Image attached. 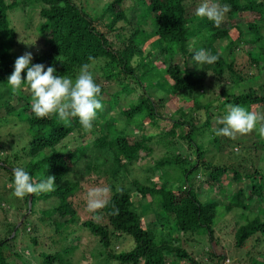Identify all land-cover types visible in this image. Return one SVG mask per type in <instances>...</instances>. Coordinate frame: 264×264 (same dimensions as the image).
Segmentation results:
<instances>
[{
	"label": "trees",
	"instance_id": "trees-1",
	"mask_svg": "<svg viewBox=\"0 0 264 264\" xmlns=\"http://www.w3.org/2000/svg\"><path fill=\"white\" fill-rule=\"evenodd\" d=\"M188 1L133 0V6L126 10L122 8L124 0H111L102 9L105 21L107 18L108 21L99 25L74 0H10L9 3L0 0V122L18 130V148L14 153L3 155L0 147V264H71L69 257L80 239L74 235L72 226L86 230L93 237L99 247L96 253L99 258L103 253L102 260L115 261L117 264H222L223 254L215 253L210 238L216 217L233 210L255 213L252 220L234 230L233 247L241 250L248 241L252 242L253 246L248 251L255 257L248 252H245L244 257L249 264H264V255L256 251V246L262 242L260 238H264V175L255 169L248 173L247 167L240 163H236V169L226 163L210 164L204 158L206 150L196 143L197 131L200 129L213 135L210 131L212 118L224 117L229 104L264 113V82L258 84L256 89L251 86L245 92L243 89L246 82L254 84L255 77L261 75L264 79V37L256 27L257 22L264 21V3L260 0H215L221 5L231 6L225 15L228 27L221 28L207 18L191 14ZM14 9L21 12L37 10L35 31L40 37V44L39 49L31 53L33 59L30 66L43 64L45 70L51 66L56 70L55 75L74 79V74L83 64L95 65L102 61L99 71L103 79L116 86L106 101V106L112 111L119 100L138 94L134 99H128L126 109L119 113L126 124H131L133 120V126L140 132L139 136L132 137L125 129L112 130L114 127L110 128L108 123L99 126L96 118L92 128L86 131L78 118L62 121L57 114L44 119L35 117L27 87L22 84L20 90L13 92L7 84L8 77L14 71L15 60L20 57L13 53L15 32L8 25L7 15ZM127 12H131V15H127ZM132 15L140 23L136 20L131 22ZM243 15L246 20L243 19V26H239L236 20ZM147 21L151 28L149 31L144 30ZM195 21L196 24L189 27ZM119 22L128 34L120 40L115 37L110 39V34L115 32ZM239 46L247 47V62L242 68L234 69L233 52ZM200 49L207 50L219 59L212 65H198L193 56ZM89 57L93 58L92 61H89ZM133 57H138V60L134 62ZM253 68L257 74L247 76L245 69ZM22 78L26 79V71L22 73ZM207 78L223 83L224 88L219 96L207 98L203 92H199L204 88ZM155 84L167 90V97L161 93H157L156 99L151 97L148 89ZM100 87L101 100L105 87ZM23 89L28 91L27 95ZM200 94L203 104L196 99ZM168 98L176 103L181 100L182 105L175 106L167 118L170 125L163 130L164 127L159 125L163 118L158 108H163ZM199 111L204 112L205 118L201 126L197 127L193 115ZM98 112L100 115L101 110ZM141 123L158 130L157 136L148 134L140 127ZM214 127L218 129L223 125L216 123ZM74 132L78 134L80 145L73 150L65 149L63 141ZM256 133H250L249 138L255 137ZM154 137L156 143L166 150L175 141L186 143L192 149L194 159L190 160L178 151L165 154L142 169L141 178H133L131 174L141 159L140 153L149 151L147 144ZM224 140L229 148L226 153L230 154L231 149L237 146L235 140L229 137ZM215 141L211 143L213 146ZM237 147L239 152L240 147ZM249 147L254 149L255 143H250L243 151ZM259 149L264 151V145ZM90 151L94 160L85 166L86 172L95 175L103 173L108 182H116L119 175L129 178L126 184L118 186L108 183L110 195L105 200V206L98 209L101 213L99 221L78 220L73 203L75 194L81 188L70 176L79 158L87 156ZM100 155L108 156V165L99 160ZM243 156L241 162L249 161ZM233 157L238 158L236 154ZM6 159H9L8 163ZM17 167L24 168L34 182L48 176L56 178L54 191L31 194L29 209V214H32L37 201L54 200L55 204L48 211H43L38 221L40 224L48 223L53 233L50 237L63 242L64 246L55 253H42L38 258L28 254V259L23 255L25 248L19 253L11 249L20 227H24V232L29 227L31 233L25 232L30 235L28 241L31 245L37 243L36 237L32 236L37 231L36 225L32 224L33 228H30L31 222L27 218L18 225L28 210L27 195L21 205H15L18 199L12 196L13 189L6 188L13 182L12 169ZM200 168L204 170L202 183L196 181V172ZM168 171L175 174V188L168 184L171 181ZM156 173H159L157 177ZM154 176L156 179L152 178ZM145 178L151 181H145ZM225 179L226 183L222 185ZM244 181L246 187L243 186ZM230 185H235V191L223 202L209 198L207 193L201 195L202 186L208 192L214 191L220 196L224 193L222 187ZM4 205L6 209L2 207ZM259 207H262L261 217L257 215ZM114 209H119L118 215L112 214ZM8 211L16 216L11 222H8ZM51 214L54 218L49 221ZM145 214L151 215L147 222L142 221ZM68 233L71 238L66 242ZM173 235L183 239L204 237L210 242L205 253L207 260L198 262L191 258L183 248L176 246ZM123 236L127 239L123 238L121 242L129 241V247L125 252H115L111 241Z\"/></svg>",
	"mask_w": 264,
	"mask_h": 264
},
{
	"label": "rangeland",
	"instance_id": "rangeland-1",
	"mask_svg": "<svg viewBox=\"0 0 264 264\" xmlns=\"http://www.w3.org/2000/svg\"><path fill=\"white\" fill-rule=\"evenodd\" d=\"M6 3H9L10 0H4ZM77 4V6L80 7V9L89 17L91 20L97 21L99 25L107 23L108 18L105 21V17L103 16L102 9L105 7L107 2H110L111 0H74ZM263 1L264 0H260ZM204 0H190L188 1V6L190 9L191 14H195L196 8L203 3ZM133 6V0H124L122 4L123 9H129ZM33 10V11H31ZM28 10L27 12H21L19 9H14L13 11H10L8 13V25L10 28H12L15 32V48L13 49V53L21 56L26 52L35 53L36 50L39 49L40 44V37L37 35L35 31V26L37 24V14L35 9ZM26 12V13H25ZM136 14V13H135ZM127 15H131V12H127ZM133 21L140 23L134 15ZM129 19V17H128ZM243 19L246 20L244 15L242 17H238L236 20L237 25L243 26ZM228 21L226 19L223 20V22L220 24L219 27L226 28L228 27ZM196 24V21L189 24V27H193ZM135 26V25H134ZM256 27L258 28L259 33L262 37H264V21L263 22H257ZM101 29V26L98 27ZM151 28L149 26L148 21L146 22V27L144 30L149 31ZM126 34H128L127 29L123 26L121 22L116 24V29L114 33L110 34V39L113 37L118 38L119 40L123 37H126ZM223 44V43H222ZM221 45V44H220ZM41 48V47H40ZM247 50V47H241L235 48L233 55L235 60L234 69L242 68L246 62L247 58L245 56V52ZM102 61L96 63L95 65H92L90 68V71H92L93 77L95 82L99 86L105 87L104 95L101 97V100L103 101V110H101V114L99 115V112L97 113L96 120L99 126L103 125L104 123H108L110 128L114 129H125V131L130 134L132 137L139 136L140 132L138 129H136L135 126H133V120L128 124L125 123V119L123 116L120 115L119 111L126 109V101L129 99H134L136 95L138 94H131L124 100H119V104L113 108V111L111 109H108L106 106V101H108L109 95H111L115 90L116 86H113L111 82L107 83L103 77L102 73L99 71V69L102 66ZM79 71H77L74 74V79L76 78ZM245 74L247 76L256 75L257 71L253 69H245ZM262 82H264L263 77L260 75L259 77H255L254 84L251 85V83H244L243 89L244 92L248 88V86H251L253 89H256L258 84L260 85ZM225 83V81H224ZM156 86L151 85V88H149V93H151V97L157 98L159 94L166 96L167 90L161 86L160 84H155ZM204 88L200 90L199 92H203V94L206 95L207 98H213L219 96L221 90L224 88L223 83L215 82L213 79L207 78L205 83L203 84ZM229 86V85H228ZM23 92L27 95V90L23 89ZM202 94L196 97L197 101L199 103L203 104L204 101L200 97ZM167 97V96H166ZM185 99L187 97H184ZM189 98V96H188ZM187 98V100H188ZM181 99V98H180ZM0 103H2V98L0 97ZM1 105V104H0ZM14 105V102H13ZM181 107V100L179 102H175V100L169 98L166 100V103L164 104L163 108H158L160 116L163 118V120L160 121V127H164L163 130L167 129L170 125V122L167 120V118L171 115L173 109L175 106ZM184 107V106H183ZM189 107V106H188ZM193 116H195V124H198L197 127L201 126V123H203V120L205 118L204 112L199 111L195 113ZM218 119H223V117H216L214 116L210 122V128L211 133L213 135H209L208 132L204 129H200L197 131L198 136L196 139V143L200 144L202 146L203 150H206L205 159L210 164H231L234 166V169H236V163H240L241 165H245L247 167L248 173L253 172V170H257L259 173L264 175V151L259 149V147L263 144L264 145V139L260 138L258 133L255 134V137H250L248 135L245 136H236L234 139L235 144L240 147V150L238 152V147H234L231 149V153H226L228 151V147L224 144V136H216L215 130L217 129L214 127V125L217 123ZM142 125L140 127H143V129L151 135L157 136V131L154 128H151L144 123H141ZM113 126V127H112ZM139 127V128H140ZM210 133V134H211ZM18 134V130L16 128H12L10 125H5V123L0 122V147L1 150L3 149L2 153L4 154H12L14 153L18 148V142H16V135ZM10 135V136H9ZM77 133H72L70 136H68L64 141L63 145L65 146V149L73 150L77 148L80 145V139L77 137ZM248 136V137H247ZM246 138V139H245ZM215 141V146H213L211 143L213 140ZM255 143V148H248L247 151H243L244 147L249 146L250 143ZM261 142V143H260ZM221 145V146H219ZM147 147L149 151L141 152L140 157L141 159L137 162V164L133 167V173L131 176L133 178H141L142 175L140 174L141 170L145 167L151 165L152 161L157 160L158 158L162 157L165 154H171L172 152L176 153L177 151L179 153H182L183 155H186L189 157L190 160L194 159V154L192 149H189L186 143L182 141H175V144L171 145L170 149L166 150L164 147L161 146L160 143H156V138H152L150 144H147ZM220 149L222 152H220ZM0 150V152H1ZM238 152V153H237ZM233 154L237 155V159L233 157ZM244 154L243 158L247 159L249 161L241 162L242 155ZM93 153L92 151L88 152L87 156L79 158V163L74 168V173L70 176V178L74 181H77L80 185V190L75 194V198L73 199L74 207L77 210V219L78 220H87L91 219L93 221H99L101 219V213L96 210L95 212H89L87 210V199H88V192L95 188L104 189L107 188L108 183L113 184L112 186H118L119 184H126L129 180L128 177L119 175V179L117 181H111L108 182L106 180V175L103 173H99L95 175V173H89L84 170L85 166L90 165L93 162ZM100 161H104L108 165V156H99ZM9 159H6L5 162L8 163ZM98 162V161H97ZM7 168V167H6ZM105 168V167H104ZM9 169V168H7ZM203 169H198V172H196V181H200L202 183V177H203ZM3 173V172H2ZM174 172L168 171V176L171 179L168 184L170 187L176 186V182L173 180L175 178ZM5 174V173H4ZM159 173H156V177ZM152 177L155 178L156 177ZM13 180V178H11ZM144 178L140 179L143 180ZM1 180V177H0ZM151 181L149 178H145V181ZM226 179L222 181V185H225ZM245 186V181L243 182ZM201 185H199L200 187ZM9 185H6V188H8ZM246 187V186H245ZM1 188V184H0ZM235 185L230 186H223V192L220 194V196L216 193H213L212 191L208 192L206 187H201V195H204L207 193V196L209 198H213L217 202L225 201L229 194L233 193L235 191ZM110 193L108 192L106 196L103 197L104 200H106L109 197ZM135 197V196H134ZM18 201H15V205H21L22 199L17 198ZM55 204L54 200L48 199L45 202L43 201H37L33 208V213H25V215L22 216L23 222L26 218L29 222L36 225L37 231L32 233V236L36 237L37 243L35 245H31L28 241V237L31 233V230L29 227L26 228V234L24 232V227H20L17 231L18 238L15 239L14 246L11 249L18 251H22L23 248V255L25 257H28V254L32 257H37L39 254H52L57 252V249H60L64 246L62 241H59L58 239H54L53 237H50L53 233L51 230V226L48 223L40 224L38 219L41 217V213L45 210H49L53 205ZM5 208V205L2 206ZM23 208V207H22ZM6 209V208H5ZM262 207H259V213L257 215L261 217ZM253 214V213H252ZM247 213V211L241 212L239 210H233L231 213L228 214H219L221 217H216L215 225L212 230V235L210 238L211 246L213 245L214 251L216 254H223V261L222 264H249L246 257H244L245 252H248L249 255L255 257V254H251L248 250L253 246V243L248 241L245 245V248L243 247L241 250H236L233 247V233L236 227L243 225L247 223L248 221L252 220L255 216V213L252 215ZM8 222H11L14 220L13 218H16V216L12 215L8 211ZM54 218V215H50L49 221ZM151 219L150 214H145L142 221L147 222ZM21 224V223H20ZM69 229V228H68ZM67 229V230H68ZM74 232L75 236H78L79 242L76 244V248L69 257L71 264H117L115 261H108V260H102L104 257V254L102 253L100 258L96 255L98 252V246H96V242L92 239L93 237L90 236L87 231H82V228H79L77 226H72L71 228ZM64 233H66V230H63ZM16 236V237H17ZM176 242V246L183 248L191 258L195 259L198 262L207 260V257L205 256V253H207V249L210 246L208 241L202 237H188V238H180V236H172ZM70 235L66 236V239L69 241ZM127 239L125 236L122 238H113L111 241V246L114 245V251L116 252H125L126 249L129 247V241L122 239ZM261 243H259L256 246V251L258 253L262 252V256L264 255V238H260ZM10 249V247H9ZM60 252V251H58ZM19 253V252H18ZM20 255V254H19ZM38 258V257H37ZM27 259V260H28ZM173 260V259H172ZM260 262V261H259ZM180 264H186V262H181ZM210 264V263H209Z\"/></svg>",
	"mask_w": 264,
	"mask_h": 264
},
{
	"label": "clouds",
	"instance_id": "clouds-1",
	"mask_svg": "<svg viewBox=\"0 0 264 264\" xmlns=\"http://www.w3.org/2000/svg\"><path fill=\"white\" fill-rule=\"evenodd\" d=\"M231 10L228 4L221 5L218 2L204 0L195 11L199 18H207L215 26L219 27L225 19V15ZM33 56L26 52L15 60L14 71L7 79V84L13 92L20 90L24 84L31 93V108L35 117L44 119L52 114H57L62 121L70 118H78L84 130L92 128V122L97 116L98 110H103V104L99 99L101 87L95 82L91 64L81 66L75 80L68 76L55 75L54 67L43 64H31ZM89 57V61H92ZM219 59L205 49L196 51L193 60L198 65H212ZM138 57H133V61ZM26 71V79L22 73ZM227 114L217 123L223 127L215 130L216 136H224L235 139L237 135L245 136L253 131L264 139V113L249 111L243 106L229 104ZM259 125V127H257ZM13 182L9 185L13 189L12 196L23 199L28 194L49 193L55 190V176H48L39 182H34L24 168L12 169ZM109 189L95 188L88 192L87 210L95 212L105 206L103 199ZM114 215L119 214V209H114Z\"/></svg>",
	"mask_w": 264,
	"mask_h": 264
},
{
	"label": "water",
	"instance_id": "water-1",
	"mask_svg": "<svg viewBox=\"0 0 264 264\" xmlns=\"http://www.w3.org/2000/svg\"><path fill=\"white\" fill-rule=\"evenodd\" d=\"M30 201H31V194H28L27 195V207H28V210L26 213H29V209H30ZM23 219V218H22ZM22 219L19 221L18 225L21 223Z\"/></svg>",
	"mask_w": 264,
	"mask_h": 264
}]
</instances>
